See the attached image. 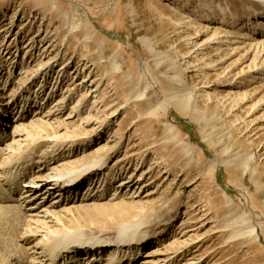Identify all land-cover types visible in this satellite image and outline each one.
Segmentation results:
<instances>
[{"label":"rangeland","instance_id":"rangeland-1","mask_svg":"<svg viewBox=\"0 0 264 264\" xmlns=\"http://www.w3.org/2000/svg\"><path fill=\"white\" fill-rule=\"evenodd\" d=\"M263 19L255 0H0V169L41 162L0 192V264L125 226L152 238L133 264H264ZM96 162L65 201L41 192L38 217L3 208Z\"/></svg>","mask_w":264,"mask_h":264},{"label":"bare ground","instance_id":"bare-ground-1","mask_svg":"<svg viewBox=\"0 0 264 264\" xmlns=\"http://www.w3.org/2000/svg\"><path fill=\"white\" fill-rule=\"evenodd\" d=\"M255 1L259 2L261 8H264V0H255ZM209 18L210 15L206 14V22H208ZM252 19L254 20L255 16L251 17L250 19L247 18L246 24H243L242 26H244V28L246 27L248 29L250 28V30L253 31L252 34H256L255 28L257 30V25H255V22H253ZM233 23H237V22L234 21ZM238 25L239 23H237L233 27L236 28V26ZM259 25L264 29V19L262 21H259ZM240 29L241 27L239 28V30ZM241 31H243V28L241 29ZM262 32H264V30H262ZM252 34H248L247 30H244L238 35V37L243 40H248L251 38L250 36ZM213 43L219 44L220 42L218 41L217 38L213 40ZM44 77L46 76H43L42 78ZM41 86L44 87L43 84ZM23 92L29 93L30 91L29 89L25 88ZM35 98H37V96ZM22 99L24 100V105L23 107H21V109L25 111L27 104L29 102V98L23 96ZM6 117H7V104L4 107L0 108V126H2L1 123L4 122ZM14 119H15L14 123L17 124L15 127L20 128L19 126H21L20 120L22 119V116H20L19 118L18 116L15 115ZM18 132H20V130L13 132L10 135V137L13 138V136H17ZM6 135L9 136V134L7 133ZM6 137L3 136L2 130H0V146L1 143L6 141ZM11 146L10 148L12 149ZM5 150L6 149L0 147V159L1 158L3 159L5 155ZM11 151L14 152L13 149ZM38 164L40 165L41 162L38 160L34 161L31 159V157L24 160V158L20 156L15 160L14 159L8 160L6 164L7 166L4 167L5 170L3 169V171H1L0 169L1 171L0 192L4 193L3 187H7L8 188L7 190L12 192H16L22 188H25V186L23 185L24 181H22V178L26 174L30 173L28 171L29 168ZM43 164L44 162H42V165ZM92 164L93 165L89 166L88 168L79 169L78 171H74L66 175L65 174L60 176L58 175L56 178L51 180V182L47 180H43L39 176L35 175V178L33 179L38 178L39 180L37 182H33V184L26 185V187H28L27 191L23 192V190H21L24 193V195L20 196V200L19 201L9 200V202H12V204L9 203L8 205H6L7 203H5V206L3 205V208L7 209L14 207L13 209L15 208L17 209V208H22L23 207L22 204H23L27 208V213L24 216L30 218L36 217L37 213L35 212L40 204L38 201L40 199L39 195L41 194V192L42 193L45 192L47 194L55 190L57 193L56 199H59L58 200L59 202L65 201L64 198L66 195L75 194L76 192L78 193V191L82 187L83 180H85L86 177H89V175L93 171L95 172L101 168V164L98 162ZM43 181L46 182L43 183ZM122 185L123 183H120L118 187H121ZM21 201L22 204H19ZM58 201L54 203H58ZM4 202L6 201H3V199H1L0 197V205ZM44 211L45 209H42V212ZM28 222L34 224L36 223L32 219H29ZM129 231L130 229L125 226L119 229L116 238L113 241L90 239V240H86L87 242L85 241V239L80 238L81 236L78 237L77 236L78 233L76 232H59L52 236L49 235L46 236L48 238L45 237L42 243L36 244L34 248H38L37 250L39 249L40 250L33 252V254L37 255L40 259L43 258L42 264H133V261L137 259L138 256L142 255L141 249L150 245L149 240L152 238H150L149 236H145L143 234H138V235L134 234L131 237H128ZM251 231L252 232L255 231L254 227H252ZM40 233L43 232L40 231ZM16 263L26 264L25 261L18 259H16L13 264ZM36 263H37L36 261L35 262L33 261L31 264H36ZM150 264H155V263H150Z\"/></svg>","mask_w":264,"mask_h":264}]
</instances>
